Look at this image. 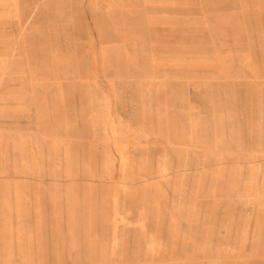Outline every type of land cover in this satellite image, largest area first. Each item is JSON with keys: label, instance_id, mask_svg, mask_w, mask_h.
<instances>
[{"label": "rangeland", "instance_id": "obj_1", "mask_svg": "<svg viewBox=\"0 0 264 264\" xmlns=\"http://www.w3.org/2000/svg\"><path fill=\"white\" fill-rule=\"evenodd\" d=\"M19 1L0 164L48 171L46 264H264V0Z\"/></svg>", "mask_w": 264, "mask_h": 264}, {"label": "crops", "instance_id": "obj_2", "mask_svg": "<svg viewBox=\"0 0 264 264\" xmlns=\"http://www.w3.org/2000/svg\"><path fill=\"white\" fill-rule=\"evenodd\" d=\"M4 1L7 2L4 8L5 6H10L13 10L12 13H15L16 10L11 3L21 4L19 0ZM55 2L51 5H56ZM108 40L110 41V39ZM24 51L25 48L22 47L21 52L24 53ZM8 70L5 67H1L0 75L7 73ZM18 171L28 173L27 178L16 180L15 173H18ZM31 172L35 174L31 175ZM46 172H48L47 169L38 165H29L28 169L15 171L10 165L0 164V252L4 251L3 245H1L4 243L10 245L6 247L7 255L14 250H19V245L23 246L19 254L12 253V255L14 254L15 258H17L21 254L24 260L21 263L13 264L47 263L44 255V241L47 231V214L50 209L48 208L47 200ZM55 195L61 200L62 196L58 192H55ZM62 204L64 210L66 203L62 202ZM73 205H70V207ZM0 261L3 260L0 259ZM16 261L20 262L19 259ZM92 261L93 259H88L87 263L76 262V264H107ZM4 264L12 263L5 261Z\"/></svg>", "mask_w": 264, "mask_h": 264}]
</instances>
